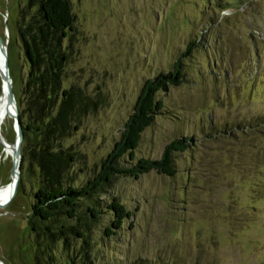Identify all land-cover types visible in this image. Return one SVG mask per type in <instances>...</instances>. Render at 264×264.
<instances>
[{
	"label": "rangeland",
	"instance_id": "rangeland-1",
	"mask_svg": "<svg viewBox=\"0 0 264 264\" xmlns=\"http://www.w3.org/2000/svg\"><path fill=\"white\" fill-rule=\"evenodd\" d=\"M71 2L76 31L65 86L80 84L91 94L98 86L102 99L67 142L87 161L74 168L79 184L95 175L120 138L143 82L167 74L190 40L199 49L184 63L182 85L159 95L166 114L142 134L136 153L158 160L174 139H191V149L175 154L176 175L115 178L99 199L119 198L132 217L107 238L110 217L103 215L91 226V249L72 237L70 257L59 247L60 264L73 258L76 264H264V0ZM26 3L0 0V36L19 110L27 68L18 23ZM9 116L2 137L14 144L11 108ZM5 144L0 140V188L12 181ZM29 165L0 207L3 264H36L28 219L39 169Z\"/></svg>",
	"mask_w": 264,
	"mask_h": 264
},
{
	"label": "trees",
	"instance_id": "trees-1",
	"mask_svg": "<svg viewBox=\"0 0 264 264\" xmlns=\"http://www.w3.org/2000/svg\"><path fill=\"white\" fill-rule=\"evenodd\" d=\"M19 16V48L27 68L23 82L25 102L19 110L23 133L20 169L26 160L29 166L39 169L28 220L34 235L36 264H60L56 258L59 247L69 255L72 237L88 245L91 226H96L103 215L110 217L103 232L107 238L116 236L125 220L132 217L133 213L119 198L111 197L106 202L99 199L115 178L138 180L150 172L169 178L176 175L175 154L191 149V139H174L164 147L158 160L137 159L136 153L142 134L166 114L159 95L182 85L186 76L184 63L199 46L195 39L190 40L167 74L160 72L143 82L120 138L95 175L79 184L74 168L86 166L87 161L76 146L67 142L73 140L87 117L99 111L102 99L98 86L95 94L80 84L65 86L76 31L72 2L27 0ZM126 158L129 163L124 166ZM83 172L82 168L78 171ZM88 247L90 250L91 245ZM84 252L88 253L86 249ZM67 261L66 264H76L77 258Z\"/></svg>",
	"mask_w": 264,
	"mask_h": 264
},
{
	"label": "water",
	"instance_id": "water-1",
	"mask_svg": "<svg viewBox=\"0 0 264 264\" xmlns=\"http://www.w3.org/2000/svg\"><path fill=\"white\" fill-rule=\"evenodd\" d=\"M0 52H1V57L4 60L3 70L0 72V75L3 80V84L5 83V89H6V94H7L6 97L8 98L11 106L14 108V111L12 112V117L15 120V132H16V137H15L16 141L14 144L10 145L13 148V152H12L13 170H12L11 180H12V183L15 182V187L8 201L5 204L0 205V207H4L5 205L9 203V201L12 199V197L17 192V188H18L17 176H19L21 172L20 166L22 162L21 152H22V143H23V133H22V126L20 122V113L18 111L19 109H18L16 98L12 91V82L9 77L8 60L6 56L7 52L5 51L4 41L2 40L1 36H0ZM0 264H3V263L0 261Z\"/></svg>",
	"mask_w": 264,
	"mask_h": 264
},
{
	"label": "bare ground",
	"instance_id": "bare-ground-1",
	"mask_svg": "<svg viewBox=\"0 0 264 264\" xmlns=\"http://www.w3.org/2000/svg\"><path fill=\"white\" fill-rule=\"evenodd\" d=\"M5 51H6V46H5ZM3 66H4V60L2 59L1 52H0V72L3 70ZM0 77H1V75H0ZM9 77H10V75H9ZM10 80H11V78H10ZM2 82H3V80H2ZM6 96H7V94H6V89H5V83L4 84L2 83L1 97H0V140L2 142L6 143L4 151H5V154H7L6 157L10 158L12 155V152H13V148L10 146L12 144L6 142L3 139L2 129H3V126H5L7 124V121L10 119L9 118L10 117L9 116L10 108H11V116H12V112L14 111V108L11 106V104L9 103V100ZM17 178H18V184H19L20 175L17 176ZM14 187H15V182L12 183V181H11L8 185H5L4 187L0 188V203L4 202L8 198H10L11 194L13 193L12 191L14 190ZM0 205H3V204H0Z\"/></svg>",
	"mask_w": 264,
	"mask_h": 264
}]
</instances>
